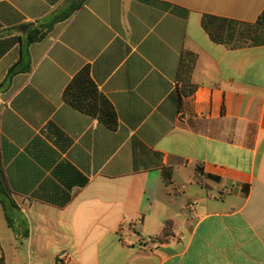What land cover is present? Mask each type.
<instances>
[{
    "label": "crops",
    "instance_id": "1",
    "mask_svg": "<svg viewBox=\"0 0 264 264\" xmlns=\"http://www.w3.org/2000/svg\"><path fill=\"white\" fill-rule=\"evenodd\" d=\"M67 1L0 0V264H264V45L202 27L254 23L264 0H88L28 44ZM87 66L116 130L64 100Z\"/></svg>",
    "mask_w": 264,
    "mask_h": 264
},
{
    "label": "trees",
    "instance_id": "2",
    "mask_svg": "<svg viewBox=\"0 0 264 264\" xmlns=\"http://www.w3.org/2000/svg\"><path fill=\"white\" fill-rule=\"evenodd\" d=\"M87 1L88 0H68L67 4L56 11L49 20L39 23L30 31L28 44L40 41L57 23L72 18L84 7ZM202 27L214 43L222 44L232 49L264 45V11L254 23L205 14L202 17ZM197 59V54L194 52L182 51L177 79L182 84V92L185 95H191L196 90V87L192 85L191 81ZM20 62L14 64L9 69L5 82L11 80L15 74L21 71L30 70V66L20 67ZM63 97L72 107L97 119L111 130H116L118 128L119 121L115 108L109 99L100 92L92 78L89 66L83 68L72 79L65 89ZM0 203L5 211L8 223L11 226V219L7 210L11 207H16V204L11 199L10 191L1 167ZM171 226L172 223L168 222L160 240H164L169 236L172 229Z\"/></svg>",
    "mask_w": 264,
    "mask_h": 264
},
{
    "label": "built area",
    "instance_id": "3",
    "mask_svg": "<svg viewBox=\"0 0 264 264\" xmlns=\"http://www.w3.org/2000/svg\"><path fill=\"white\" fill-rule=\"evenodd\" d=\"M70 258H71L70 257V254L67 251L63 252L60 255V259L63 260V261H65V262H67Z\"/></svg>",
    "mask_w": 264,
    "mask_h": 264
}]
</instances>
